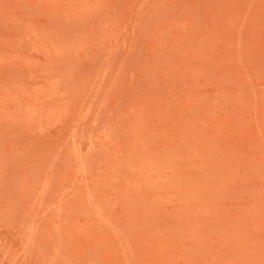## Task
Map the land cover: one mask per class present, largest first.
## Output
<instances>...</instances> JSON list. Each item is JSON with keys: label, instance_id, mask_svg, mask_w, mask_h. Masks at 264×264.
Masks as SVG:
<instances>
[{"label": "rangeland", "instance_id": "1", "mask_svg": "<svg viewBox=\"0 0 264 264\" xmlns=\"http://www.w3.org/2000/svg\"><path fill=\"white\" fill-rule=\"evenodd\" d=\"M0 264H264V0H0Z\"/></svg>", "mask_w": 264, "mask_h": 264}]
</instances>
